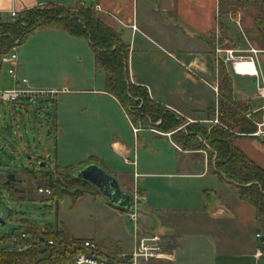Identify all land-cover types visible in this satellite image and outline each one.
<instances>
[{"label": "rangeland", "instance_id": "rangeland-1", "mask_svg": "<svg viewBox=\"0 0 264 264\" xmlns=\"http://www.w3.org/2000/svg\"><path fill=\"white\" fill-rule=\"evenodd\" d=\"M148 3L135 0L134 9L140 21L153 25L143 31L157 44L146 40L141 32L133 36L132 29L119 26L123 28L120 31L123 40L131 43V79L148 83L154 88L158 100L171 102L189 111L195 120L207 117L210 122L205 124L210 129L218 123L216 108H212L218 103V100L215 102L214 87L222 79L218 64L224 63L234 83L241 79L236 76L231 61H227L224 50L236 49L240 54L253 55L249 51L254 46L252 40L259 36L255 12L240 10L226 18L230 34L235 36L240 33L245 40L246 45L240 46L242 43H234V39L233 42L224 39L219 27L202 40L191 34L188 27L179 24L181 20L185 23L191 19L176 17V8L168 9L161 3V9H158L157 3ZM164 8L167 11H163ZM151 9L159 10V16L152 17ZM164 21L172 24L165 26L162 24ZM172 29L173 34L167 35ZM15 50L19 64L17 78L9 74L10 64L3 63L0 90L12 89L16 87L17 80L26 78L28 83L23 85L25 88L55 89L60 93L55 98L57 105L55 99L22 100L16 102L11 110L9 102L0 101V182L9 173H16L25 181L18 185L24 189V198L17 194L14 199L7 189L0 188V220L4 222L0 224V239L10 228L36 222L45 228H52L53 225V229H62L65 226L73 237L82 240L91 238L109 255L121 250L128 252L136 245L135 224L131 221L130 212L111 206L92 189L76 202L71 195H65L58 203L48 200L47 194L37 191L28 174L38 169V159L44 160L40 163H47L46 169L58 164L72 168L73 173L88 164H96L119 183L125 176L132 183L136 180V185L139 181L142 188V177L139 180L134 173L137 162L141 164L140 172L163 169L200 171L204 168L205 152L184 150L173 138L174 143H171L167 136L159 134V130L146 129L150 124L143 121L135 109L129 107L125 110L105 91V75L95 68L93 52L86 40L65 32L37 30ZM195 50L205 53L203 66L189 65L188 57L194 56L187 53ZM258 56L264 70V50H260ZM259 80L262 86L264 80L262 77ZM249 88L254 94L256 87L252 81ZM192 95L194 98L189 100L187 97ZM198 99H203L210 107L206 108V115L198 114L201 108ZM262 99L255 100L257 109L253 113L264 108ZM247 116L251 118L250 113ZM256 123H264L263 117ZM120 144H125L133 152L126 157L118 148ZM206 179L191 180L192 189L198 187L199 198L203 195L205 200L207 193L216 189L218 184V178ZM135 191L130 195L143 219L139 220V229L160 234L156 231L159 225L157 219L148 213L145 200L137 189ZM18 232L16 230L13 236H17ZM0 248L10 249L12 243L0 241Z\"/></svg>", "mask_w": 264, "mask_h": 264}, {"label": "trees", "instance_id": "trees-1", "mask_svg": "<svg viewBox=\"0 0 264 264\" xmlns=\"http://www.w3.org/2000/svg\"><path fill=\"white\" fill-rule=\"evenodd\" d=\"M240 10L255 12L258 40L264 43V0L222 1L217 22L224 39L232 42L234 39V43L246 45L240 33L235 36L230 34L226 23L230 14ZM41 27L59 28L69 36L86 40L93 52L95 68L105 75V91L125 110L132 107L143 121L155 125L160 132L171 133L184 150L208 151L211 171L237 189L239 198L255 209L257 219L264 225V168L235 143L236 139L253 136L257 132L256 120L262 119L264 112L259 109L253 113L257 109L256 103L237 97L233 77L223 62L218 64L222 73L217 95L218 123L208 129L200 121L188 122L184 116L155 101L145 85L133 82L129 71L131 45L123 40L120 31L103 20L94 5H43L27 9L18 17L2 23L0 70L2 57L23 44ZM41 160L37 161L38 169L28 174L37 191L42 187L50 189L48 200L58 203L65 195H71L76 202L90 189L98 193L90 183L74 176L72 168L56 164L54 170L46 169L40 165ZM21 182L25 183L16 175L15 181L7 183L6 176L0 182V188L7 189L14 199L17 194L24 198V189L18 186ZM16 230L38 241L33 249L0 248V264H75V256L82 251V239L73 237L65 226L62 229H53V225L52 228H45L36 222L13 228V232H7L0 241H10Z\"/></svg>", "mask_w": 264, "mask_h": 264}, {"label": "crops", "instance_id": "crops-1", "mask_svg": "<svg viewBox=\"0 0 264 264\" xmlns=\"http://www.w3.org/2000/svg\"><path fill=\"white\" fill-rule=\"evenodd\" d=\"M143 1L157 3L158 9H161V3L167 5L166 7L168 9L172 10L176 8V17L191 19L185 23L181 20V22L179 21V24L188 27L191 34L205 40L216 32L218 28L217 18L220 3L225 0ZM134 2L135 0H0V14L3 20L7 22L11 20L7 11L12 8H15L22 13L30 8L49 4H62L68 7L94 5L103 20L117 31H123V28L119 26H124L132 29L133 36L135 33L137 34L138 32H141L146 40L154 45L157 44V42L151 40V38H149L143 31V29H149L153 25L148 24V21L142 22L138 19V13H136L134 9ZM163 11L167 10L164 8ZM158 12L159 10L151 9V16L158 17ZM162 17L166 18V16ZM164 22L162 24L165 26L172 24L168 21ZM133 25H135L136 28H133ZM37 30L64 32L59 28L53 27H41ZM171 34H173V29L170 30L167 35ZM170 38L172 39V37ZM252 41L254 42V46L252 45L249 51L251 52V50H255L257 52L251 53H253V56L256 59L257 69L261 74L256 76L253 74L236 73V76L241 79L236 81L237 84L234 83V90L237 97L241 99H250L256 102L255 100L262 99L258 94V87L261 85V80L259 79L262 77L264 80V70L262 67L263 64L259 60L260 57L258 56V53H260V50H264V43L260 44L258 39ZM187 55L194 56L193 58L188 57L189 65H204L205 53L197 52L195 50L194 52L190 51ZM9 64L10 67L14 65L17 72V67L19 66L18 56L16 61ZM201 69H204V67H201ZM16 72L15 76H12L17 78ZM251 81L252 85L256 87L254 94H251L249 88ZM133 82L145 85L155 101L174 110L178 114L187 118L190 122H210L207 117L195 120L193 116H190L189 111L182 109L181 107L179 108L171 102L158 100L154 88L149 86L148 83L137 82L135 79ZM26 83H28V80ZM26 83H23L22 79V81L17 80L16 85H24ZM215 95V102H217L218 94L216 93ZM187 98L191 100L194 96L192 95ZM55 100V105H57V99ZM262 102L264 103V99H262ZM198 103H200L201 107L198 114L206 115V108L209 106L207 107V104L203 99H198ZM15 105L16 104L11 107V110L15 108ZM212 108H217V104ZM263 127L264 125L261 127L258 126L261 131L264 130ZM154 128L155 125L150 124L146 129L151 131V129ZM161 133L163 136H167L171 143H174L171 139V134L159 132V134ZM235 143L252 160L264 168V134L240 137L236 139ZM118 148L120 151H123L126 157L133 152V150L128 148L125 144L118 145ZM201 151L205 152L206 156L204 157V168L200 171L190 172L163 169L159 171L142 170V172H140L141 164L137 162V164L134 165L133 162V165L136 167L134 170L136 177H138L139 180L142 177V188L139 187V181L137 186L136 180H133L132 183L127 180L125 176L122 177V182H120L122 189L129 193H135V190L137 189V193L141 194L147 204L148 213H151L157 219V225H159L157 226V230H155L157 232L159 231L158 233L163 236L166 243V252L171 256V258L152 261L151 264H264V256L256 257L255 255L256 250L264 246L256 236L257 233L264 231L263 223L257 219L255 209L239 198L237 189L220 179L211 171L208 162V154L204 150ZM169 161L170 160H167V162ZM46 165L47 163L45 162V166ZM105 169L108 170L107 168ZM209 177L212 179L218 178L216 189L207 193L208 198L206 200L203 198V195H201L200 199V189H198V187L192 189L191 180L207 178L206 180L208 181ZM149 179H151V181H149ZM212 195L214 197L213 199ZM134 247L135 246H133L128 252H131ZM119 252L124 251H115L114 253Z\"/></svg>", "mask_w": 264, "mask_h": 264}, {"label": "built area", "instance_id": "built-area-1", "mask_svg": "<svg viewBox=\"0 0 264 264\" xmlns=\"http://www.w3.org/2000/svg\"><path fill=\"white\" fill-rule=\"evenodd\" d=\"M10 18L18 17L21 12L12 8L7 11ZM1 14H0V25L4 23ZM133 28H136L133 25ZM16 48L2 57L3 63H11L17 60V54L15 53ZM222 52V50H218ZM227 55V61H231L232 68L235 73L242 74L237 69L238 64L252 62L254 67L256 68L255 74L259 76V70L257 69L256 59L253 55H243L240 54L239 50L229 49L224 50ZM253 53H257L255 50H251ZM239 53V54H237ZM9 74L15 76V66H11L8 70ZM27 80L23 79V83H26ZM216 93H218V86L214 87ZM59 91L55 89H42L35 90L30 88H25L23 85H16V87L7 90H0V101L9 102L10 107H12L16 102L22 100H54L58 95ZM258 94L264 98V81L262 86L258 87ZM259 127L263 126L264 123H258ZM255 134H261L262 131L258 128ZM51 170H54V166L51 165ZM39 193H44L49 195L51 193L48 188H39ZM135 210L130 212L131 221L135 224V237H136V245L131 252H119L117 254H108L101 250L99 244L91 239H84L81 242L82 251H80L75 256V264H151L152 261L171 258L166 252L165 249V241L163 236L157 233H151L147 231H142L139 229V219L136 210V204L134 201ZM257 238L260 239L261 243L264 245V231L257 233ZM38 239H33L28 235L24 234L22 231L18 232L17 236H13L10 240L12 243V248L19 251L33 249L36 245ZM52 244V241H49ZM256 257L264 256V246L262 248H258L255 253Z\"/></svg>", "mask_w": 264, "mask_h": 264}, {"label": "water", "instance_id": "water-1", "mask_svg": "<svg viewBox=\"0 0 264 264\" xmlns=\"http://www.w3.org/2000/svg\"><path fill=\"white\" fill-rule=\"evenodd\" d=\"M40 165L45 166V162L40 163ZM73 174L77 178L90 183L111 205L123 211L133 212L135 210L134 201L130 193L123 190L120 187L118 180L100 166L96 164H88L75 171ZM15 180V173H9L7 175V183ZM137 214L138 219H142L139 211H137ZM1 223L3 224L4 222L0 220V224ZM8 232H13V228H10Z\"/></svg>", "mask_w": 264, "mask_h": 264}, {"label": "bare ground", "instance_id": "bare-ground-1", "mask_svg": "<svg viewBox=\"0 0 264 264\" xmlns=\"http://www.w3.org/2000/svg\"><path fill=\"white\" fill-rule=\"evenodd\" d=\"M237 69L239 70L240 73L242 74H255L256 68L252 64V62H247V63H240L237 66Z\"/></svg>", "mask_w": 264, "mask_h": 264}, {"label": "flooded vegetation", "instance_id": "flooded-vegetation-1", "mask_svg": "<svg viewBox=\"0 0 264 264\" xmlns=\"http://www.w3.org/2000/svg\"><path fill=\"white\" fill-rule=\"evenodd\" d=\"M99 193V192H98ZM100 194V193H99ZM101 195V194H100Z\"/></svg>", "mask_w": 264, "mask_h": 264}]
</instances>
